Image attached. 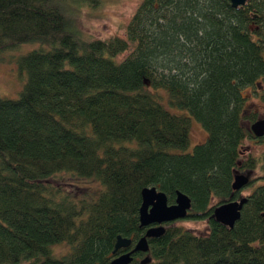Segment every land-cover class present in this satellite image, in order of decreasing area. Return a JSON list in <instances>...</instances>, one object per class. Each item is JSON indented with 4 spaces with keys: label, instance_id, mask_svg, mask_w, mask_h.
<instances>
[{
    "label": "trees",
    "instance_id": "16d2710c",
    "mask_svg": "<svg viewBox=\"0 0 264 264\" xmlns=\"http://www.w3.org/2000/svg\"><path fill=\"white\" fill-rule=\"evenodd\" d=\"M64 1L0 0V49L48 45L18 57L25 82L0 96V264H106L116 234H142L149 185L168 202L186 193L183 218L205 230L163 222L145 264H264V150L260 182L245 194L230 185L256 166L243 142L264 140L249 129L256 114L242 91L264 105V0H139L122 35L87 40L67 27ZM158 91L204 127L190 151L189 116ZM239 195L231 227L210 216ZM55 243L66 251L55 255Z\"/></svg>",
    "mask_w": 264,
    "mask_h": 264
},
{
    "label": "rangeland",
    "instance_id": "374dc122",
    "mask_svg": "<svg viewBox=\"0 0 264 264\" xmlns=\"http://www.w3.org/2000/svg\"><path fill=\"white\" fill-rule=\"evenodd\" d=\"M138 2L139 0H94V2L87 0H66L64 1L63 12L67 20V27L73 30L80 39L87 40L92 37H104L112 33L122 35L124 26ZM47 46L46 43L39 41H29L19 43L12 48L0 49L1 97H16L25 82L26 72L24 69L18 67V57L29 49L36 47L46 48ZM125 53L126 51L121 52L118 56H122ZM242 91L246 96L247 107L254 110L256 117L264 116V105L257 97L251 94L250 87L246 86ZM165 92L158 91L160 95V99L158 100L170 111L189 116L188 144L184 151H190L194 143L204 139L206 135L205 129L187 109L171 104ZM243 148L246 152L257 158L256 166L250 174L252 178L251 182L240 188V192L245 194L261 180V178H257L256 176L262 174L260 163L263 161L260 154L264 150V140L257 141L253 138L245 140ZM88 183L94 184L95 182L90 181ZM175 222L193 232L200 233L205 230V222L201 219L180 218L176 219ZM66 248L67 246L64 243L51 245V249L55 255H61L66 251ZM19 264L27 263L23 261Z\"/></svg>",
    "mask_w": 264,
    "mask_h": 264
},
{
    "label": "water",
    "instance_id": "95a60500",
    "mask_svg": "<svg viewBox=\"0 0 264 264\" xmlns=\"http://www.w3.org/2000/svg\"><path fill=\"white\" fill-rule=\"evenodd\" d=\"M245 0H229L231 6L243 4ZM252 134L259 137L264 134V116H258L249 123ZM250 171H238L233 173L231 181L232 190H238L248 183ZM140 203L137 209L138 225L144 226L142 234L131 241L128 236L116 234L111 252L114 255L106 264H126L132 258V253L142 252L137 264H145L150 260L148 253V237H157L164 231L163 222L173 221L187 215L190 208L189 196L176 189L171 202L167 201L163 190L155 185L140 188ZM245 195L215 203L211 208L210 216L214 220L231 227L240 215V209L245 201ZM120 247H128L124 251L116 252Z\"/></svg>",
    "mask_w": 264,
    "mask_h": 264
}]
</instances>
